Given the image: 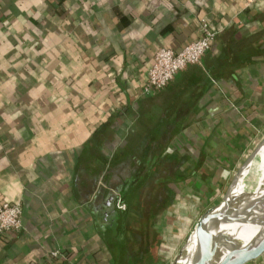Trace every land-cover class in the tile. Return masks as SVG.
<instances>
[{
	"label": "crops",
	"instance_id": "obj_1",
	"mask_svg": "<svg viewBox=\"0 0 264 264\" xmlns=\"http://www.w3.org/2000/svg\"><path fill=\"white\" fill-rule=\"evenodd\" d=\"M202 18L201 63L144 94L156 48ZM263 134L264 0H0V202L22 205L0 264H142L145 212L204 191L207 161L223 175Z\"/></svg>",
	"mask_w": 264,
	"mask_h": 264
},
{
	"label": "rangeland",
	"instance_id": "obj_2",
	"mask_svg": "<svg viewBox=\"0 0 264 264\" xmlns=\"http://www.w3.org/2000/svg\"><path fill=\"white\" fill-rule=\"evenodd\" d=\"M264 135V134H263ZM263 137V136H262ZM261 137V138H262ZM256 145V144H255ZM253 145V148L254 146ZM252 148V149H253ZM244 159L230 164V162L223 169V175L217 174L209 170V163L203 165V173L211 174L213 178H202L206 188L204 191H197V194H191L186 191L181 194L180 199H175L173 204L166 208L164 217L161 218L160 212H149L144 216L148 221L154 222L155 226L149 227V231L145 232V239L151 245V251L145 253V258L141 260L142 264L154 260V264H169L174 258L182 244L185 242L187 236L192 231L194 224L200 215L209 207L219 202L228 187V184L236 171L237 167ZM200 180V181H201ZM188 185L192 184V180H186ZM192 186V185H191ZM142 230V229H140ZM254 238L251 235L244 236L242 239L235 243H252L250 240ZM234 248L230 251H233ZM255 241L251 249H255ZM250 250V248H248ZM259 253L253 254L254 258H248L242 264H252L258 257ZM264 261V255L262 259ZM241 264V263H240Z\"/></svg>",
	"mask_w": 264,
	"mask_h": 264
},
{
	"label": "water",
	"instance_id": "obj_3",
	"mask_svg": "<svg viewBox=\"0 0 264 264\" xmlns=\"http://www.w3.org/2000/svg\"><path fill=\"white\" fill-rule=\"evenodd\" d=\"M264 145V136L256 143L254 148L247 154L242 163L234 172L227 189L219 202L207 208L197 219L192 231L187 236L174 258L169 264H242L248 255L243 256L245 249L253 246V243H232L236 249L230 256L222 257L221 247L226 239L224 231L230 224L243 217L250 210L248 203L264 199V194L245 192L239 195L231 194V187L239 178V174L255 157L257 151ZM195 233V241L191 249L187 250V244L191 235ZM264 255L261 250L255 264Z\"/></svg>",
	"mask_w": 264,
	"mask_h": 264
},
{
	"label": "built area",
	"instance_id": "obj_4",
	"mask_svg": "<svg viewBox=\"0 0 264 264\" xmlns=\"http://www.w3.org/2000/svg\"><path fill=\"white\" fill-rule=\"evenodd\" d=\"M200 36L185 44L180 50L167 46H159L153 54V61L147 72L142 87L144 94H152L164 88L176 72L188 64H200L203 56L210 48L216 31L205 18L199 20ZM117 207L124 209L122 202ZM22 226V205L19 201L3 199L0 202V236L6 231H17ZM55 257L63 256L58 250L51 251ZM72 264V262L70 263Z\"/></svg>",
	"mask_w": 264,
	"mask_h": 264
},
{
	"label": "bare ground",
	"instance_id": "obj_5",
	"mask_svg": "<svg viewBox=\"0 0 264 264\" xmlns=\"http://www.w3.org/2000/svg\"><path fill=\"white\" fill-rule=\"evenodd\" d=\"M232 195H239L245 192L264 194V145L257 151L254 159L242 170L239 174L237 183L231 187ZM250 208L247 214L235 222L230 224L224 231L226 239L224 240L221 249L223 258L232 249V243L242 239L244 236L251 235L256 241V248L243 252V256L248 255L254 258L253 254L264 248V199L248 203ZM195 241V233L187 244V250L191 249ZM236 248H234L235 250ZM233 250V252H234Z\"/></svg>",
	"mask_w": 264,
	"mask_h": 264
},
{
	"label": "trees",
	"instance_id": "obj_6",
	"mask_svg": "<svg viewBox=\"0 0 264 264\" xmlns=\"http://www.w3.org/2000/svg\"><path fill=\"white\" fill-rule=\"evenodd\" d=\"M261 264H264V261Z\"/></svg>",
	"mask_w": 264,
	"mask_h": 264
}]
</instances>
